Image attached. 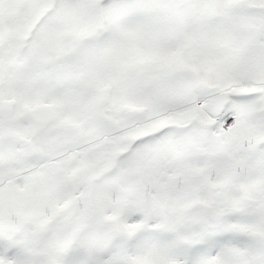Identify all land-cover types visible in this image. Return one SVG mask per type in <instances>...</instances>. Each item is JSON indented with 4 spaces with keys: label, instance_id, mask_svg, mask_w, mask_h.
Instances as JSON below:
<instances>
[{
    "label": "snow or ice",
    "instance_id": "6c2138e0",
    "mask_svg": "<svg viewBox=\"0 0 264 264\" xmlns=\"http://www.w3.org/2000/svg\"><path fill=\"white\" fill-rule=\"evenodd\" d=\"M0 264H264V0H0Z\"/></svg>",
    "mask_w": 264,
    "mask_h": 264
}]
</instances>
